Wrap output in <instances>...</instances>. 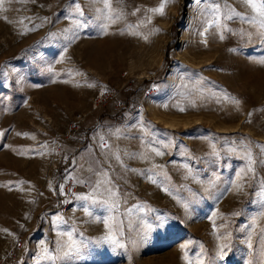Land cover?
<instances>
[{"label":"rangeland","instance_id":"1","mask_svg":"<svg viewBox=\"0 0 264 264\" xmlns=\"http://www.w3.org/2000/svg\"><path fill=\"white\" fill-rule=\"evenodd\" d=\"M219 4L204 41L206 0H0V264H264L261 17Z\"/></svg>","mask_w":264,"mask_h":264},{"label":"snow or ice","instance_id":"2","mask_svg":"<svg viewBox=\"0 0 264 264\" xmlns=\"http://www.w3.org/2000/svg\"><path fill=\"white\" fill-rule=\"evenodd\" d=\"M244 2L247 6H249L255 12H257L259 14V16L261 17V22L259 24V32H260V35L264 36V0H260L259 6L257 5L256 0H244ZM106 3H107V0H106ZM164 7H165V4L162 2L161 5L159 6V8L153 9V11L160 12L161 14H163ZM225 7H227V6H225ZM205 11L208 13L210 18L208 20H206L207 27L205 28V31L201 33V35H206L208 29L212 28V27H216L218 29L225 28L226 25L221 23V19L227 20V19L233 18L232 15H229L227 13L222 14V10H221L220 4H219V0H206ZM236 15L239 16L240 14L237 13ZM114 19H115V17H114ZM146 38L147 37H145V39ZM220 38L221 39L224 38L223 34H221ZM233 103H235L236 105H239L238 100H233ZM180 110L183 111L184 109H180ZM101 147L104 149L108 148V145L104 142L103 137H101ZM245 147H247V146H245ZM262 147H264V146H262ZM110 154L117 161L120 160V156L118 153L112 152ZM160 154H162V153L157 151V155H160ZM245 155H246V158L248 161L247 171L248 172H254L253 164L255 163V161L253 160L250 147H248V150H247V152H245ZM261 163H264V161H261ZM89 171L93 173V177H96V179H90L89 180V183L91 184V186L93 188V192L97 191L99 188H104L105 192L109 193L111 196H115V193L112 192V187H114V185H111L110 180L104 179L105 177H107V171L106 170H101L99 168L94 169V168L90 167ZM80 182H83V181H80ZM106 184H109L111 186L106 187L105 186ZM237 187H239V185H237ZM79 199L86 201V202L91 201V203H98V204L106 203L103 199L97 200L94 196H91V195L81 196V197H79ZM117 207H118V204H114L112 206L113 210H115ZM85 212H86V214L91 215V213L88 211L87 205H85ZM262 215H264V213H262ZM103 223L105 224L106 227L109 226V221L107 219L103 220ZM253 223H255V220L253 221ZM73 231H75V230L73 229ZM262 232H264V230H262ZM67 239H68V243L64 246V249H62L63 255H57L55 249L44 248L43 253H42L43 258L50 261V264H62V261L65 258L74 255L76 253L77 248H78V244L73 237V232L67 233ZM104 239L106 241H109L112 243H116V244L119 243V241L116 239L115 235H113V233L111 231H109V233L104 237ZM225 247H227V245H221V251L219 253V255L221 257L223 255H225V252L223 251V249ZM249 247H252L250 240H249ZM201 264H202V262H201Z\"/></svg>","mask_w":264,"mask_h":264},{"label":"built area","instance_id":"3","mask_svg":"<svg viewBox=\"0 0 264 264\" xmlns=\"http://www.w3.org/2000/svg\"><path fill=\"white\" fill-rule=\"evenodd\" d=\"M61 187L63 189L64 194H66L70 199L74 198L75 193L77 192V189H78V186L72 182H67L64 185H62ZM51 190L54 194L56 193L55 187H51ZM78 205H79V207H84L81 204H78ZM22 246H23L22 239L19 237H15L12 240L10 247L6 250L5 254L3 255L4 263L12 264L16 258V253L22 249Z\"/></svg>","mask_w":264,"mask_h":264},{"label":"crops","instance_id":"4","mask_svg":"<svg viewBox=\"0 0 264 264\" xmlns=\"http://www.w3.org/2000/svg\"><path fill=\"white\" fill-rule=\"evenodd\" d=\"M86 159H87V157H85ZM88 160V162H86V163H84L81 167H79L80 168V170H82L83 172H85V173H92V172H90L89 171V168L90 167H92V168H94L93 166V164L89 161V159H87Z\"/></svg>","mask_w":264,"mask_h":264},{"label":"bare ground","instance_id":"5","mask_svg":"<svg viewBox=\"0 0 264 264\" xmlns=\"http://www.w3.org/2000/svg\"><path fill=\"white\" fill-rule=\"evenodd\" d=\"M208 30H210V28H209ZM206 39H207V38H206V35H204V41H206Z\"/></svg>","mask_w":264,"mask_h":264}]
</instances>
